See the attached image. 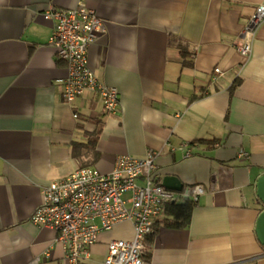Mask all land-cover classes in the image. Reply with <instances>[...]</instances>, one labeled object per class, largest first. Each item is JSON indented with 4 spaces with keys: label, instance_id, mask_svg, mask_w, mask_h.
<instances>
[{
    "label": "crops",
    "instance_id": "0c3cea01",
    "mask_svg": "<svg viewBox=\"0 0 264 264\" xmlns=\"http://www.w3.org/2000/svg\"><path fill=\"white\" fill-rule=\"evenodd\" d=\"M82 1L105 26L88 61L101 83L118 90L116 113L96 93L72 102L63 96L67 69L51 46L55 21L44 13ZM261 6L264 0H0V264H67L57 232L31 221L44 189L82 168L108 175L119 157L150 151L160 154L157 180L183 184L174 202L197 198L187 228L158 226L147 245L151 264H264L256 234L264 211L257 196L264 22L250 58L235 45ZM133 238L131 222L118 223L80 262L105 264L112 240Z\"/></svg>",
    "mask_w": 264,
    "mask_h": 264
},
{
    "label": "built area",
    "instance_id": "2783aa9c",
    "mask_svg": "<svg viewBox=\"0 0 264 264\" xmlns=\"http://www.w3.org/2000/svg\"><path fill=\"white\" fill-rule=\"evenodd\" d=\"M44 15L56 24L51 46L66 65L65 100L72 102L87 92L96 93L104 109L116 113L121 104L118 90L101 83L88 61L90 45L105 31L102 20L84 1L74 9L51 7ZM263 22L264 6H261L235 44L243 56L251 57L255 35ZM215 72L221 74L219 68ZM159 155L150 151L143 158L122 156L108 175L82 168L64 180L53 182L44 189L43 202L31 221L57 232V242L64 249L67 264H81L82 255H89L88 249L98 242L102 232L129 221L134 238L112 240L105 264H151L146 239L165 206L178 199L177 192L166 189L157 180ZM45 256L50 254L47 252ZM39 261L38 258L32 264Z\"/></svg>",
    "mask_w": 264,
    "mask_h": 264
},
{
    "label": "trees",
    "instance_id": "16d2710c",
    "mask_svg": "<svg viewBox=\"0 0 264 264\" xmlns=\"http://www.w3.org/2000/svg\"><path fill=\"white\" fill-rule=\"evenodd\" d=\"M173 42V41H171ZM183 56H185L184 52ZM196 202L192 199H184L183 201L170 202L164 208L162 220L154 223L152 233L146 239V245H151L155 236L159 232L158 226L163 224L165 227L174 229H185L189 226L192 219L193 210Z\"/></svg>",
    "mask_w": 264,
    "mask_h": 264
},
{
    "label": "water",
    "instance_id": "95a60500",
    "mask_svg": "<svg viewBox=\"0 0 264 264\" xmlns=\"http://www.w3.org/2000/svg\"><path fill=\"white\" fill-rule=\"evenodd\" d=\"M162 184L168 190L178 193L183 191V184L174 176L165 177ZM257 196L264 203V175L257 182ZM256 234L259 242L264 246V211L258 219Z\"/></svg>",
    "mask_w": 264,
    "mask_h": 264
}]
</instances>
